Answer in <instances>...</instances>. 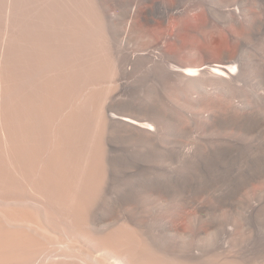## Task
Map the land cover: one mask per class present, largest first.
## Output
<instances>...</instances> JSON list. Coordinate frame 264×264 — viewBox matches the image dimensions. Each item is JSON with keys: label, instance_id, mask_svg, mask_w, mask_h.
Wrapping results in <instances>:
<instances>
[{"label": "bare ground", "instance_id": "obj_1", "mask_svg": "<svg viewBox=\"0 0 264 264\" xmlns=\"http://www.w3.org/2000/svg\"><path fill=\"white\" fill-rule=\"evenodd\" d=\"M179 9V0H0V264L254 263L234 241L206 251L211 234L195 233L198 214L175 188L177 92H227L242 71L227 55L177 65ZM154 20L164 24L157 39L146 28ZM143 73L160 78L158 91L148 79L141 94Z\"/></svg>", "mask_w": 264, "mask_h": 264}, {"label": "rangeland", "instance_id": "obj_2", "mask_svg": "<svg viewBox=\"0 0 264 264\" xmlns=\"http://www.w3.org/2000/svg\"><path fill=\"white\" fill-rule=\"evenodd\" d=\"M193 1L179 0V14L173 16L178 40L172 50L176 64L192 67L205 62L215 64L227 55L237 60L242 71L227 92L206 85L192 89L188 95L187 91L179 88L183 95L177 92L176 98L183 104L175 103V100L174 105H177L172 104L170 109L174 111L170 110L168 117L169 129L176 128L175 133L174 130L168 131V139L172 136L169 141L173 154L168 162L175 170L177 192L191 204L186 211L195 217L198 214L195 233L203 231L202 236L211 234L209 243L212 245L205 250L213 247L212 250L222 251L221 248L231 247L232 241L236 244L237 240V247L235 249L233 244V250L238 252L243 249L239 253L248 255L250 260L254 257L251 260L253 264H263L264 0ZM118 2L126 5L129 0ZM110 10L117 12L114 6ZM224 18L231 21L227 22ZM146 28L150 36L157 39L164 31V24L154 20ZM229 33L233 39L229 38ZM141 75L138 76L143 89L141 94L151 88L159 90L160 78L153 73H147L145 77L144 73ZM145 80L150 84L146 85ZM151 80L159 85L151 84ZM134 92L137 93V90Z\"/></svg>", "mask_w": 264, "mask_h": 264}]
</instances>
